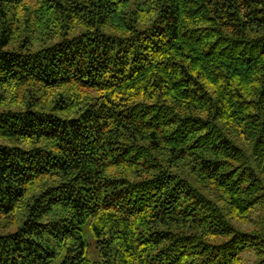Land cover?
<instances>
[{
    "label": "trees",
    "instance_id": "trees-1",
    "mask_svg": "<svg viewBox=\"0 0 264 264\" xmlns=\"http://www.w3.org/2000/svg\"><path fill=\"white\" fill-rule=\"evenodd\" d=\"M0 264H264V0H0Z\"/></svg>",
    "mask_w": 264,
    "mask_h": 264
},
{
    "label": "rangeland",
    "instance_id": "rangeland-1",
    "mask_svg": "<svg viewBox=\"0 0 264 264\" xmlns=\"http://www.w3.org/2000/svg\"><path fill=\"white\" fill-rule=\"evenodd\" d=\"M89 257L94 259L96 258V248L93 242H91V244L89 245Z\"/></svg>",
    "mask_w": 264,
    "mask_h": 264
}]
</instances>
